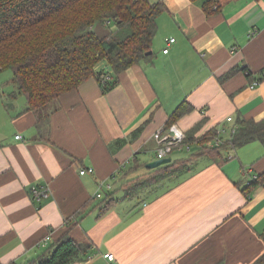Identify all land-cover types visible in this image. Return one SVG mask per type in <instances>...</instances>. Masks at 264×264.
Here are the masks:
<instances>
[{"label": "crops", "instance_id": "1", "mask_svg": "<svg viewBox=\"0 0 264 264\" xmlns=\"http://www.w3.org/2000/svg\"><path fill=\"white\" fill-rule=\"evenodd\" d=\"M165 4L151 59L107 92L91 77L63 94L50 115V142L38 139L24 95L0 102V264L34 259L66 233L93 245L73 264H255L264 253V175L243 191L264 174V141L230 147L222 163L196 156L197 144L174 150L167 164L191 162L132 189L158 171L147 166L158 160L154 134L182 102L194 109L175 123L186 134L198 126L197 138L212 134L206 146L221 128L228 139L239 116L264 118V81L251 87L264 71V0H219L212 14L202 0ZM169 38L175 42L164 53ZM141 125L137 138L111 149ZM85 167L94 173L81 174ZM34 187L49 195L37 201ZM85 205L83 218L68 223Z\"/></svg>", "mask_w": 264, "mask_h": 264}, {"label": "trees", "instance_id": "2", "mask_svg": "<svg viewBox=\"0 0 264 264\" xmlns=\"http://www.w3.org/2000/svg\"><path fill=\"white\" fill-rule=\"evenodd\" d=\"M202 3L208 14L219 7V0H202ZM166 10L165 0H0V73L11 69L9 82L14 90L8 96L10 99L19 95L26 97L25 110H32L37 116L39 140L51 141L50 115L60 108L63 94L78 88L91 77H96L107 92L119 83L121 73L134 64L151 59L154 53H146L153 51L158 18ZM103 27L110 30L108 35L99 33ZM103 62L106 67H100ZM245 71L252 76L249 70ZM106 73L110 77L105 80L102 75ZM261 74L260 80L264 79V71ZM193 109L190 103L182 102L171 113L166 126H171ZM143 128L144 125L139 126L128 139L115 140L110 144L111 149L137 138ZM197 129L198 126L186 134L184 144L199 145L196 156L207 155L218 163L228 159L230 147L254 140L264 141V118L256 121L239 116L235 130L228 139L222 136L224 142L219 146L204 145L212 134L197 138ZM172 164L148 167L158 171L137 180L132 185L133 191L139 190L140 185L141 188L149 186L181 170L176 162L174 166ZM263 175L253 178L243 191L249 195L262 183ZM104 195L106 204L110 203L109 195ZM86 212L85 205L68 218V223L82 219ZM261 235L264 239V232ZM92 246V243L79 242L66 233L52 242L44 253L21 264H73L88 256ZM255 264H264V253Z\"/></svg>", "mask_w": 264, "mask_h": 264}, {"label": "built area", "instance_id": "3", "mask_svg": "<svg viewBox=\"0 0 264 264\" xmlns=\"http://www.w3.org/2000/svg\"><path fill=\"white\" fill-rule=\"evenodd\" d=\"M252 34V33H251ZM175 42V38H169L167 39V45L164 48V53H168L169 52V46ZM110 76L109 74H103L102 78L103 79H108ZM261 81H264V79L262 80H255L254 82L251 83V87H255L256 85H258ZM229 121L232 120L231 117L227 118ZM235 130V126L234 128H232L231 132ZM218 135L215 138V141L213 142L214 146H219L224 142V139L222 138V134L225 133V128H221L218 130ZM18 138L21 137V135L17 136ZM154 137L156 138L157 142H158V146L156 149V155H157V159H162V158H166L168 157L174 150H186L187 152L192 151V146L191 145H186L184 144L185 139H186V133L184 132V130H182L176 123L172 124L171 126L167 127L166 129L163 130H158L155 134ZM95 169L94 167H85L82 168L80 170L81 174H85V173H94ZM256 176H254L255 178ZM32 193L33 196L35 197V199L37 201H41L44 198H46L49 195V190L45 187H34L32 189ZM98 197L102 196V193H98L97 194ZM51 236L48 235L46 237V240H50ZM105 257L107 259H109L110 261H114L115 260V256L113 253H106Z\"/></svg>", "mask_w": 264, "mask_h": 264}, {"label": "rangeland", "instance_id": "4", "mask_svg": "<svg viewBox=\"0 0 264 264\" xmlns=\"http://www.w3.org/2000/svg\"><path fill=\"white\" fill-rule=\"evenodd\" d=\"M101 29L102 30L99 31V33L101 35H105V34L108 35L109 32H110V30L107 27H103ZM101 64H104V63H101ZM11 77H12V71H11V69L4 70V71H2L0 73V102H3V104H4V101L7 102L9 100L8 93H10L12 89L14 90V87L12 88L11 85L8 83V80ZM5 117L7 118L6 123H8L9 117L8 116H5ZM7 129L9 131L10 130V127H7ZM217 135H218V133L216 134V136ZM183 155H186V154L183 153ZM195 157L196 156H194V158ZM190 158H192V157H190ZM190 162H191V160L181 159L178 164H179V167H184V166H187V164H189ZM164 165H166V164H164Z\"/></svg>", "mask_w": 264, "mask_h": 264}, {"label": "water", "instance_id": "5", "mask_svg": "<svg viewBox=\"0 0 264 264\" xmlns=\"http://www.w3.org/2000/svg\"><path fill=\"white\" fill-rule=\"evenodd\" d=\"M152 52L153 51H149L146 53V55H150V54H152ZM169 162H171V158L166 157V158L155 160L154 162L147 163V166L151 167V168H156V167H159L161 165L167 164Z\"/></svg>", "mask_w": 264, "mask_h": 264}]
</instances>
